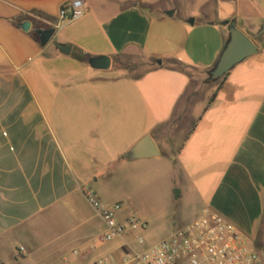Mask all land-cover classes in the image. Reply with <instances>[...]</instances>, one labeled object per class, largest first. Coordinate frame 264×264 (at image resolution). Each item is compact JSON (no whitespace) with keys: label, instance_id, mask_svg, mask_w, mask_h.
<instances>
[{"label":"crops","instance_id":"1","mask_svg":"<svg viewBox=\"0 0 264 264\" xmlns=\"http://www.w3.org/2000/svg\"><path fill=\"white\" fill-rule=\"evenodd\" d=\"M71 1L0 0V264L46 249L64 264H93L117 244L101 241L104 223L83 190L121 203L123 217L141 218L122 199L163 191L176 166L178 187L198 214H219L262 249L264 36L255 41L260 53L231 71L201 109L175 157L160 130L187 112L189 71L207 72L218 61L229 37L223 24L235 21L253 38L264 0H83L84 17L60 24ZM59 24L42 47L36 31ZM102 56L110 70H93L88 60ZM146 135L161 157L124 159Z\"/></svg>","mask_w":264,"mask_h":264},{"label":"built area","instance_id":"2","mask_svg":"<svg viewBox=\"0 0 264 264\" xmlns=\"http://www.w3.org/2000/svg\"><path fill=\"white\" fill-rule=\"evenodd\" d=\"M84 15V1L73 0L61 8L59 21L73 23ZM83 195L104 223L101 241L117 244L93 264H264V250L249 246L233 225L207 209L186 228L149 245L142 236L149 229L146 221L137 215L123 217L121 203L106 205L90 189H84Z\"/></svg>","mask_w":264,"mask_h":264},{"label":"rangeland","instance_id":"3","mask_svg":"<svg viewBox=\"0 0 264 264\" xmlns=\"http://www.w3.org/2000/svg\"><path fill=\"white\" fill-rule=\"evenodd\" d=\"M135 61L146 65V60L139 57H136ZM168 65L174 66L170 63ZM189 74L191 85L186 95L188 99L186 114L184 113L181 117L176 115V118L160 130L162 145L170 153V158L175 157L185 138L195 125L194 120H196L201 109L209 104L210 98L218 87L217 83L209 82L206 72L194 69L190 70ZM169 157L164 161H169ZM181 179V170L176 166L174 172L172 171L167 175V180H165L167 186L163 191H152L151 193L143 191L130 192L128 200L122 199L124 204L128 205V202H130L139 208L141 214L143 213L141 218L148 223L149 229L142 236L149 245L157 244L172 236L177 230L186 228L201 216L200 213L198 214V203L191 202L183 189L178 187ZM175 182L178 184L177 186H175ZM260 231L262 233L261 248L264 249V218ZM247 244L255 246L252 241H247ZM4 260H8V264H12L8 257H5ZM30 260L27 259L21 264H64L61 258L53 255L50 249L38 252Z\"/></svg>","mask_w":264,"mask_h":264},{"label":"water","instance_id":"4","mask_svg":"<svg viewBox=\"0 0 264 264\" xmlns=\"http://www.w3.org/2000/svg\"><path fill=\"white\" fill-rule=\"evenodd\" d=\"M223 25L228 29L229 41L225 50L219 57L216 66L209 74V80L211 82L222 79L238 65L244 63L251 57L258 55L260 50L255 44V41L264 36V24L253 38H249L243 34L237 28V23L235 21L225 22ZM21 27L23 31L27 32L30 28V24L23 23ZM36 34L41 46L45 47L53 41L56 29L36 31ZM53 45L63 55L68 56L71 54V47L61 45L57 42H53ZM88 64L93 70L109 71L111 68V59L105 56L90 58ZM159 157H161L160 150L150 135L144 136L141 141L124 155V159L126 160H144Z\"/></svg>","mask_w":264,"mask_h":264},{"label":"trees","instance_id":"5","mask_svg":"<svg viewBox=\"0 0 264 264\" xmlns=\"http://www.w3.org/2000/svg\"><path fill=\"white\" fill-rule=\"evenodd\" d=\"M228 41H229V37L226 39V43H225V46H224L223 51L225 50ZM258 41H259V42H262V41H263V38H260ZM223 51H222V52H223ZM220 56H221V55H220ZM169 63L172 64V65H174V66H177V67H178L177 70H180L181 72H184V70L188 68V67L182 65L180 62L175 61V60L169 61ZM216 63H217V62H216ZM215 66H216V64L214 65V67H215ZM214 67H213L212 69H210L209 71L206 72L207 75H208V77H209L210 72L214 69ZM229 74H230V73H229ZM229 74H227V75H226L225 77H223L222 79L217 80V81H214V82H211V81L209 80V78H208L209 82H211V83H217V84H218V87H217L216 91L213 93L212 97L210 98L209 105H211V104L215 101L218 92H219V91L221 90V88L223 87L224 82L227 80V77L229 76ZM261 241H262V233H261V231H259V233H258V237H257V240H256V244H257V246H261Z\"/></svg>","mask_w":264,"mask_h":264}]
</instances>
